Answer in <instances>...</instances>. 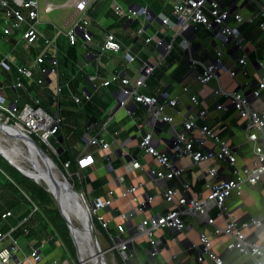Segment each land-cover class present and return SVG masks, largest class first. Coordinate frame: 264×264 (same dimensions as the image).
Segmentation results:
<instances>
[{
  "label": "crops",
  "instance_id": "obj_1",
  "mask_svg": "<svg viewBox=\"0 0 264 264\" xmlns=\"http://www.w3.org/2000/svg\"><path fill=\"white\" fill-rule=\"evenodd\" d=\"M39 1L40 23L37 25L39 40L29 49L19 42L17 36L3 35L5 23L0 11V37H4L5 46L7 45L10 50L4 59L15 66L17 74L15 83L9 85L10 83L5 82L6 84L0 85V97L6 99L8 106L13 104L19 106L15 94L21 91L20 96L24 98V101L20 107L35 106L34 101L37 99L40 101L41 108L46 112L53 116L60 115L63 118V125L56 136L63 142L60 143L57 139L53 141L56 144V151L59 148L63 150L61 154H57L59 163L72 161L76 166L77 159L82 154H92L95 158V165L84 171V176L86 179H92L95 183H99L103 188L104 194L97 198L107 197L110 190H114L119 196L122 188L118 180L124 178V183L144 184V190L140 194L142 198L145 197V194L156 197L154 204L141 214V217L147 218L164 214L169 207L163 200L161 189L149 180L145 171L128 172L125 168L130 162L122 154L125 149L146 170L159 168L154 158L140 151L139 144L142 133L136 127L135 121L143 125V133L154 130V146L163 153H169L176 132L181 131L180 125L189 115L197 116L202 109H206L209 111L208 117L198 119L197 125L199 127L209 125L217 135L236 150L239 158L237 168L252 165L250 144L247 140L243 120L233 108L226 112L216 111L215 101L212 99V92L216 87L215 82L206 87H200L197 84V77L202 73L204 64L208 60H213L216 50L221 49L220 39L217 38L216 33L199 27L192 30L187 37L189 47L186 48L183 43V35L178 33V27L171 28L161 22V17L176 21L173 15V6L178 0H93L87 11L90 20L88 28L93 40L90 43H84L79 36L76 46L70 45L66 34L79 21L81 14L76 12L74 6L68 4L70 0ZM210 1L218 2L225 10L240 13L245 18L258 13L259 7L264 6V0ZM48 2L57 7L53 12L45 11ZM116 6L121 7V14L116 13ZM135 6L149 10L155 19L152 22H147L143 15L130 19L128 11L134 9ZM263 21L264 18L259 19L258 23L253 26L246 24L240 28L247 41L246 52L249 54L251 62L256 60L264 62V28L260 26ZM143 27L146 29V33L139 35L138 31ZM107 33L116 36L121 45L120 52L115 53L102 49ZM149 37H152L153 41L147 43ZM46 40L50 41L49 45H46ZM159 40H165L168 44H172V50L167 53L164 48L158 47ZM42 53H46L48 56L47 65L52 58H56L59 61V67L56 75L47 78L46 84L39 85L37 80L42 76L34 65L37 56ZM127 54L132 55L135 60L129 62L126 58ZM241 55V52L237 51L234 44L231 43L224 48L223 62L230 69L239 68L237 59ZM145 63L156 66L157 70L148 78L146 86L140 92L157 97L161 102L177 97L178 105L167 111V114L175 119L173 125L159 124L156 130L153 129L155 127L154 119L141 104L130 102L126 107L116 106L121 99L122 85L120 83L103 85L113 75L129 78L134 83L141 76ZM19 66L33 68L35 71L34 80L22 77L17 71ZM249 73L255 78L256 74L262 76L264 70L250 67ZM243 80V78L232 80L227 76H222L221 84L226 90H237L240 89V81ZM19 82L23 84V88H16ZM58 87L62 89L60 97H56ZM186 87L191 88L190 94L198 96L200 101L198 106L191 102L190 95L183 92ZM77 98L80 99V103L76 102ZM193 136L198 139L203 138L198 130L193 131ZM92 138L103 139L109 143V148L103 150L100 146L91 145L89 141ZM206 147L207 149L216 148L210 140H206ZM175 162L179 167L188 168L181 180L192 186L190 196L197 197L200 193L205 192L202 174L207 172L212 165H216L220 169L223 168L225 173L223 176H228L231 173L225 164L216 162L204 163L200 166H193L189 158L175 159ZM180 183V180H174L168 182V185L180 190L182 187ZM14 196L16 195L8 190L3 180H0V204L4 206L1 211V220L8 223L7 228L9 226L6 231L0 230V233L8 234L15 229L13 236L18 241L20 237L27 239L26 247L30 250V256L36 250L41 255V264H53L55 260L59 264L62 256L59 257L56 252H51L44 257L41 247L34 244L43 230H39L40 220L35 216L32 217V214L29 213L28 204L22 201L24 205H21L22 199L19 200L16 204L17 207L19 206L18 213L13 207L7 205V202ZM114 208L118 213H122L131 210V205L126 200L119 199L114 202ZM231 208L240 221L248 220L253 216L264 217V187L246 186L243 196L235 198ZM6 212H12V217L3 219L2 215ZM215 213L213 212L212 215L215 216ZM224 223L223 219L217 218L219 226L223 227ZM212 231L210 226L197 222L196 230L178 236L179 242L175 243L173 242L175 234L169 229H161L158 232V236L163 238V243L160 245L161 255L155 259L149 258L150 247L145 238L139 240L136 248L142 259L149 261L150 264H212L208 261L199 263V251L187 250L188 244L199 241L200 232L212 234ZM17 232L18 236H16ZM29 232H32L31 237H28ZM254 234L256 237L263 236L264 229L250 233L251 236ZM229 241L228 237L216 240L213 243V251L221 255L227 264H253L250 259L240 257L235 252L227 253L225 249ZM9 245L8 239L1 241L0 249ZM102 247L105 249L104 246ZM144 249L148 250V255L144 253ZM22 252L24 253L23 250ZM173 256H177V258H171Z\"/></svg>",
  "mask_w": 264,
  "mask_h": 264
},
{
  "label": "built area",
  "instance_id": "obj_2",
  "mask_svg": "<svg viewBox=\"0 0 264 264\" xmlns=\"http://www.w3.org/2000/svg\"><path fill=\"white\" fill-rule=\"evenodd\" d=\"M92 1L70 0L68 3L74 6L76 12L81 14L79 21L66 34L71 46L78 44L79 36L84 43H90L93 40L88 28L90 20L87 16L89 4ZM56 8L48 2L45 11L50 13ZM115 10L117 14L122 13L120 6H116ZM0 11L4 17L3 34L5 36H17L19 42L27 49L38 43L39 0H0ZM138 15H143L147 22H152L155 19L153 14L146 9H130L128 11L130 19ZM173 15L176 19L175 22L165 17H161V22L171 28L178 27L179 35H183L190 28H193L194 31L199 27H204L207 31L216 33L217 38L220 39L221 49L216 50L213 60H208L204 64L202 73L197 77V84L200 87H206L215 82L216 87L213 89L212 99L215 101L216 111L226 112L233 108L243 120L253 163L251 166L246 165L237 168L239 158L236 150L217 135L209 125L206 124L201 127L197 125L198 119L208 117L209 111L206 109H202L197 116L189 115L180 125L181 131L176 132L173 138L171 151L174 157L169 153L159 151L154 146V130L143 133V125L135 121L136 127L142 133L139 144L140 151L154 158L159 168L146 170L126 149L123 150L122 154L130 162L125 168L128 172L145 171L149 180L161 189L163 200L169 207L164 214L147 218L141 217V214L154 204L156 197L145 194V197L142 198L140 194L144 190V184L124 183V178L118 180L122 188L119 196L114 190H110L107 197H100L90 202L85 193L81 192L83 201L91 214L95 230L106 243L104 255L109 261L112 260L113 264H120V262L124 264H150L149 261L142 259L136 248L139 240L146 239L150 247L149 258L155 259L161 255L160 245L163 243V238L158 236L161 229L171 230L175 234L173 242L177 243L179 242L178 236L196 230L197 222L213 229L212 234L200 232L199 241L188 244V251H199V263L208 261L212 264H227L221 255L213 251V243L221 237H228L230 241L225 249L227 253L235 252L240 257L250 259L253 264H264V234L257 237L256 234H254L255 237L250 235L252 232L264 229V217L253 216L248 220L240 221L231 208L234 199L243 196L246 186L264 187V74L262 76L256 74L254 78L249 73L250 67L256 70H264V62L259 60L251 62L249 60V54L246 52L247 41L240 30L243 25L253 26L258 23L259 19H263L264 6L259 7L258 13L245 18L240 13L225 10L220 3L215 1L178 0L173 6ZM260 26L264 28V21L260 23ZM145 33L144 27L138 31L139 35ZM152 41V37L147 39V43ZM45 43L49 45L50 41L46 40ZM183 43L186 48L189 47L187 37L183 36ZM231 43L242 54L237 59L239 68L230 69L223 62L224 48ZM157 45L164 48L167 53L173 47L165 40H159ZM102 49L118 53L121 50V45L114 34L107 33ZM47 57L46 53H42L37 56L35 61L34 67L42 76L37 80L39 85L46 84V79L58 72L59 61L52 58L47 65ZM126 58L129 62L135 60L130 54H127ZM0 68L9 72L11 65L6 59H3L0 60ZM156 70V66L145 63L141 76L134 83L121 75H113L103 83L104 86L120 83L122 85L121 99L116 106L126 107L130 102L141 104L153 117L155 124L153 129L155 130L159 124L173 125L175 123L174 117L168 115L167 111L169 108L178 105L177 97L161 102L157 97L140 92L146 86L148 78ZM17 71L22 77L34 80L32 68L19 66ZM222 76H227L232 80H239L240 78L244 80L240 81V89L226 90L221 84ZM16 88H23V84L17 83ZM190 91L191 88L188 87L183 90L185 94L190 95L191 102L198 106L200 104L198 96L190 94ZM61 92L62 89L58 87L56 97H60ZM34 102L35 106L20 107L15 104L13 108H10L6 104V99L0 97V110L7 116V123H11L26 135L35 138L40 147L46 148L44 151L54 160L52 154L57 156V151L51 143H48V140L59 134L63 125V118L60 115L53 116L46 112L41 108L39 100L35 99ZM76 102L80 103L81 101L77 98ZM194 130H198L203 138H195L193 136ZM206 140L212 141L216 148L207 149ZM89 143L100 146L103 150H107L110 146L109 143L99 138H92ZM184 158H189L193 166L212 162L225 164L231 173L228 176H223L225 174L224 169L212 165L207 172L202 174L205 192L200 193L197 197L190 196L192 186L190 183L181 180L188 168L179 167L175 162V159ZM60 165L66 178L72 184L75 177L80 179L81 171H86L95 165V158L92 154H82L76 162L78 171L73 170L72 161L61 162ZM0 171L2 172L1 168ZM174 180L181 181L180 190L168 185V182ZM72 185L75 186V184ZM119 199L126 200L131 205V210L118 213L114 208V202ZM36 210H38L37 207H35ZM213 212H216L215 216L212 215ZM12 215V212H6L2 218L8 219ZM217 218L224 220L225 225L223 227L217 224ZM14 231L15 229L8 234L0 233V242L8 239L10 243L8 247L0 249V264H41L42 259L39 251H33L31 256H26L22 252L19 241L13 236ZM99 243L102 246L100 240ZM58 244L60 247L64 246L60 240H58ZM171 258H177V256ZM53 264H58V261L55 260Z\"/></svg>",
  "mask_w": 264,
  "mask_h": 264
},
{
  "label": "water",
  "instance_id": "obj_3",
  "mask_svg": "<svg viewBox=\"0 0 264 264\" xmlns=\"http://www.w3.org/2000/svg\"><path fill=\"white\" fill-rule=\"evenodd\" d=\"M134 9L143 10L144 8L141 6H135ZM192 30L193 28H190L187 32L183 34V36L188 37ZM14 106L15 105L13 104L10 106V108H13ZM0 126L7 130H15L14 132L6 130L11 135H6L5 137H7V139H9V141L12 142L14 146H18V150L22 152H28L32 159H39L43 163L47 171L48 177L53 182L55 193L50 191L44 185L40 184L33 177H30L29 175L24 173L19 167L14 165L4 154L0 152V156H2L18 172H20L23 176L29 178L30 180L34 181L37 185L43 187L48 193L53 196L57 203L58 210L68 226L70 236L76 248V254L79 262L78 264H82L81 248L91 258L95 259V264H109L105 258L98 237L96 236V230L93 225V220L89 210L87 209V206L83 201L82 193L78 191L75 186H73L68 181L60 167L54 162V160L50 156L47 155V153L33 138L26 135L20 129H17L13 125L8 124L7 122H0ZM55 139H57L60 143L63 142V140H60L57 137H51L48 140V143H52ZM62 151V148H59L57 150V154H61ZM169 153L172 157H174L172 151H170ZM63 207L69 212L73 213L78 218V240L73 235L71 225L63 213Z\"/></svg>",
  "mask_w": 264,
  "mask_h": 264
},
{
  "label": "trees",
  "instance_id": "obj_4",
  "mask_svg": "<svg viewBox=\"0 0 264 264\" xmlns=\"http://www.w3.org/2000/svg\"><path fill=\"white\" fill-rule=\"evenodd\" d=\"M0 113L3 112L0 110ZM34 140L36 141L35 138ZM41 148L45 150L43 146H41ZM55 162L62 168L58 161ZM0 168L2 170V172L0 171V180H3L8 190L19 196L24 203L28 204L30 207V214L33 212L34 216L36 215L40 222L43 221L45 223L46 228H49L53 235L52 242L60 239L64 244L67 256H62L59 264H74L72 259L78 264L76 248L70 236L68 226L61 216L53 196L43 187L23 176L2 156H0ZM73 170L78 171V168L74 165ZM35 207H37L38 210L35 211ZM29 236H32V232H29L28 237Z\"/></svg>",
  "mask_w": 264,
  "mask_h": 264
},
{
  "label": "rangeland",
  "instance_id": "obj_5",
  "mask_svg": "<svg viewBox=\"0 0 264 264\" xmlns=\"http://www.w3.org/2000/svg\"><path fill=\"white\" fill-rule=\"evenodd\" d=\"M259 27V26H258ZM260 28V27H259ZM261 29V28H260ZM262 30V29H261ZM205 34H207L206 32H204ZM257 33V32H256ZM264 34V33H263ZM4 35V34H3ZM5 36V35H4ZM4 37H0V60H3L7 54V52H9V47L6 45L5 46V42L3 40ZM10 64V63H9ZM11 65V64H10ZM12 67V70L11 72H7L5 71L3 68H0V85L1 84H6L5 82H8L10 83L9 85L13 84L16 82V68L14 65H11ZM33 69V68H32ZM34 71V69H33ZM35 73V71H34ZM25 80V79H23ZM11 90V89H10ZM21 91H18L16 95V99L19 103V106L22 105L23 101H24V98L22 96H20V93ZM7 93L9 95V89L7 90ZM32 96H34V94L31 92ZM30 95V94H29ZM29 97V96H28ZM16 101V102H17ZM0 118L3 122H7V116L4 114V113H0ZM10 124V123H8ZM12 125V124H11ZM51 145L56 148V144L53 142L51 143ZM46 149V148H45ZM52 157L55 159V161H58L59 163V158L56 156V155H53L52 154ZM64 159V158H62ZM54 161V162H55ZM56 163V162H55ZM57 164V163H56ZM59 166V164H57ZM60 167V166H59ZM62 170V168H60ZM63 171V170H62ZM64 175H65V172H63ZM80 179L78 177H75L74 178V182H72V184H75V188L78 190V191H84L85 194H86V197L87 199L91 202L93 200H95L98 196H101L104 194V190L103 188L100 186L99 183H95L94 180L92 179H86L85 176H84V171H81L80 172V175H79ZM36 180V179H35ZM38 181V180H37ZM39 182V181H38ZM40 183V182H39ZM41 184V183H40ZM43 185V184H42ZM20 197H18L17 195L14 196V198L10 199L8 202H7V205L10 206V207H13L14 210L16 211V213H18V209H19V206L17 207L16 204L19 202V200H21V198L19 199ZM21 205H24V203L22 202L21 200ZM4 208L3 205L0 204V230L2 231H6L8 228H7V224L6 221H3L1 220V211L2 209ZM32 217H34V213L31 212ZM35 217H37L35 215ZM8 222H11V221H8ZM40 229L39 230H43L40 234H39V237L34 241V244L38 245L39 247H41L42 251H43V256L45 257L47 254L51 253V252H56V255H58L59 257L61 256H64L66 257L67 256V251L65 249V247H60L59 244H58V240L55 241V242H51L52 239H53V235L50 231L49 228H46V225L43 221L40 222ZM7 228V229H6ZM16 236H18V232L16 233ZM96 236L98 238H100L99 240L101 241L102 243V246H106V243L104 241V239L99 236V234L97 233L96 231ZM168 237H170V235L168 234ZM19 241H20V246L22 248V250L24 251V254L26 256H30V250L26 247V242H27V239L25 237H20L19 238ZM101 246V247H102ZM57 249V250H56ZM103 249V247H102ZM104 251V249H103ZM144 253L146 255H148V250L144 249ZM81 255H82V252H81ZM43 257V258H44ZM106 258V257H105ZM82 259V258H81ZM107 261L108 258H106ZM72 262L74 264H76L75 260L72 259ZM109 264H113L112 260H110L108 262ZM120 264H124L123 262H120Z\"/></svg>",
  "mask_w": 264,
  "mask_h": 264
},
{
  "label": "bare ground",
  "instance_id": "obj_6",
  "mask_svg": "<svg viewBox=\"0 0 264 264\" xmlns=\"http://www.w3.org/2000/svg\"><path fill=\"white\" fill-rule=\"evenodd\" d=\"M0 122H3L0 118ZM4 129L0 126V152L4 154L14 165L19 167L24 173L38 180L41 184H43L50 191L55 193L54 185L52 180L48 177L47 171L43 165V163L37 159L34 160L28 154V152H22L18 150V146H14L12 142L5 137L6 135H11L7 131L14 132L15 130ZM7 133V134H6ZM13 136V135H12ZM63 213L67 218L68 222L71 225V229L73 235L78 240V229L79 221L78 218L68 210L63 207ZM81 263L82 264H95V259L91 258L88 254H86L81 248Z\"/></svg>",
  "mask_w": 264,
  "mask_h": 264
}]
</instances>
